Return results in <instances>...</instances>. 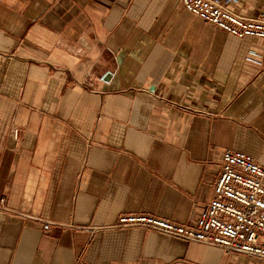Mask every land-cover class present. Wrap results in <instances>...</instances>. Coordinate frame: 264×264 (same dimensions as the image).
<instances>
[{
    "label": "crops",
    "instance_id": "crops-1",
    "mask_svg": "<svg viewBox=\"0 0 264 264\" xmlns=\"http://www.w3.org/2000/svg\"><path fill=\"white\" fill-rule=\"evenodd\" d=\"M225 149L264 167V40L180 0H0V264H264L111 226L193 224Z\"/></svg>",
    "mask_w": 264,
    "mask_h": 264
},
{
    "label": "built area",
    "instance_id": "built-area-1",
    "mask_svg": "<svg viewBox=\"0 0 264 264\" xmlns=\"http://www.w3.org/2000/svg\"><path fill=\"white\" fill-rule=\"evenodd\" d=\"M180 1L193 15L238 38L264 40V11L255 17L243 16L234 8L240 0ZM249 53L262 57L254 49ZM248 59L255 61L252 57ZM219 165L213 196L198 212L193 224L183 225L146 213H122L111 226H138L188 242L218 246L226 255L246 254L264 259V167L253 156L230 149L221 153ZM49 227L48 223L44 224L45 230Z\"/></svg>",
    "mask_w": 264,
    "mask_h": 264
}]
</instances>
